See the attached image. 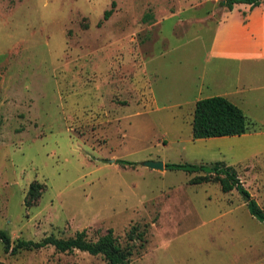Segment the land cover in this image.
<instances>
[{
	"label": "rangeland",
	"instance_id": "374dc122",
	"mask_svg": "<svg viewBox=\"0 0 264 264\" xmlns=\"http://www.w3.org/2000/svg\"><path fill=\"white\" fill-rule=\"evenodd\" d=\"M220 1L0 0V231L11 244L110 229L123 246L133 228L143 236L130 264H264V223L235 190L143 166H233L264 211V169L251 170L262 144L190 139L196 100L264 86V67L238 81L208 57ZM0 264L106 262L0 244Z\"/></svg>",
	"mask_w": 264,
	"mask_h": 264
},
{
	"label": "trees",
	"instance_id": "16d2710c",
	"mask_svg": "<svg viewBox=\"0 0 264 264\" xmlns=\"http://www.w3.org/2000/svg\"><path fill=\"white\" fill-rule=\"evenodd\" d=\"M262 0H223L220 7L231 9L233 4H247L250 7L257 6ZM114 3L103 12L102 20H106L111 13ZM258 126L248 120L243 112L222 96H212L198 99L193 104L190 123V139H208L240 136L255 132ZM164 170H180L187 174H194L189 178L188 184L198 185L202 183H216L221 193H229L235 190L243 199L248 214L264 223V211L250 198L248 192L243 189L238 181L235 170L222 162H214L210 165L191 164H164ZM201 173V175H196ZM39 185L32 183L28 186L27 196L34 199L38 193ZM142 233H135L130 228L126 233V243L122 246L110 229L92 241L86 238L82 230L76 232L67 239H58L52 236L42 238L37 242L17 240L11 244L8 235L0 231V244L4 253L15 255L19 251H35L45 247H52L58 253L83 252L90 256H100L106 264H130L129 258L133 252V245L129 243L139 240ZM142 239V238H141Z\"/></svg>",
	"mask_w": 264,
	"mask_h": 264
},
{
	"label": "crops",
	"instance_id": "0c3cea01",
	"mask_svg": "<svg viewBox=\"0 0 264 264\" xmlns=\"http://www.w3.org/2000/svg\"><path fill=\"white\" fill-rule=\"evenodd\" d=\"M219 16L220 19L214 25L208 43V57L214 61L222 62L224 73H227L226 70L232 67L236 69L238 81L242 77L241 72L243 73L245 70L253 69L261 74L264 67V0L254 7L247 4H233L231 9L222 7ZM244 89L246 90L244 91ZM252 91L254 93L247 95ZM221 96L237 106L242 112L245 110L252 113L253 115L248 120L254 122L258 126V130L240 136L220 138H250L256 143L262 144L260 147H263L264 86L253 88L251 84L247 83L243 88L241 83H238V90L224 93ZM254 153L258 156L262 152L256 150ZM255 166L251 165V170L255 168L259 172L264 169V165ZM231 167L233 168V166ZM244 173L250 174L249 171H244ZM250 175L252 176V174ZM237 178L241 187L246 190L244 181L240 177Z\"/></svg>",
	"mask_w": 264,
	"mask_h": 264
},
{
	"label": "water",
	"instance_id": "95a60500",
	"mask_svg": "<svg viewBox=\"0 0 264 264\" xmlns=\"http://www.w3.org/2000/svg\"><path fill=\"white\" fill-rule=\"evenodd\" d=\"M143 166L152 169V170H157V171H162L164 169V165L161 162H152V161H146L143 163Z\"/></svg>",
	"mask_w": 264,
	"mask_h": 264
}]
</instances>
